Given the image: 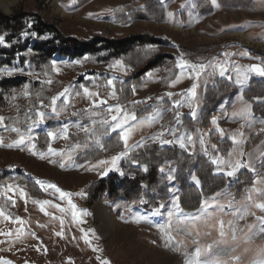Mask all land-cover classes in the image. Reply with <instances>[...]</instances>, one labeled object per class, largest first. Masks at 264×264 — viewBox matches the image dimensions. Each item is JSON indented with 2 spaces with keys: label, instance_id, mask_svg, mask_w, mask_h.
<instances>
[{
  "label": "rangeland",
  "instance_id": "obj_1",
  "mask_svg": "<svg viewBox=\"0 0 264 264\" xmlns=\"http://www.w3.org/2000/svg\"><path fill=\"white\" fill-rule=\"evenodd\" d=\"M150 3L161 4L165 10V17L162 20L127 22L124 18L127 14H122L130 13L136 8L143 9ZM230 3L223 4L221 0H216L215 5L212 0H54V3H49L47 0H18L10 13L0 9V14L6 16H11L17 11L36 14L44 22L56 26L64 35L81 41H89L102 34L122 38L140 33L160 39L163 45L154 48L155 55L152 59L169 56L173 57V60H163L160 67L149 72L143 82L134 86L133 99L127 104L120 105L136 115L138 110L148 107L152 110L159 105L164 110L163 119L151 126L143 125L135 128L128 142L129 148L132 149L130 153L142 147L132 148L133 145L144 146L151 143L161 145L159 140L151 139L161 131L165 133L161 139L168 140H174L182 134H191L195 146H190L187 152L195 157L203 156L212 163L215 157L228 159V153L235 149L232 159L240 158L244 162H250L255 169L250 171L242 168L235 176L229 177L226 175L229 169L223 166L218 168L212 163L215 166V173L228 177L231 182L235 181L243 171L251 173L253 184L239 200L234 199L228 190L218 192L222 195L217 197V200L225 205V211L221 213L210 208L208 211L213 212L214 215L206 224L198 222L195 227L178 225L176 216L172 217L170 232L176 242L182 243L183 252L189 253V256H185L181 251H175V244L166 246V236L159 228V225L168 223V212L174 211L177 197L179 202L180 191L175 185H172L169 200L157 206H152L153 202L148 198L135 201H126L121 198L111 200L106 195L99 197L93 205L89 204L87 197L91 186L110 174L121 175V164L129 155L119 160L116 168H112L111 164L93 167L100 160L110 161L114 155L97 157L101 153V148L94 143L87 149L73 151L77 143L83 145L88 141V134L76 125L90 124L88 111L92 110L100 112V116L92 119L110 120L111 115L115 113L109 114L105 109L119 102L118 99L110 98L112 89L107 87V80L114 79L117 92V84L121 81H129L137 73L123 63V68H117L112 67L116 62L98 64L90 58L81 60L56 58L53 62L55 79L41 73L26 75L33 81L49 86L53 97L63 92L65 88L70 89L73 95L61 97L57 102L58 108L64 107L63 101L68 99L69 105L66 111L58 119H45L43 123L34 125L31 133L33 139L26 141V144L20 147L8 148L7 145L13 144L19 137L7 125L0 127V137L3 138L4 143V146H0V177H4V180L0 181V208L11 218L5 220L0 217V232L12 233L11 237L0 235V240L5 241L0 243V261H10L11 264H101L102 260H108L110 264H186V260L191 258L196 247L202 249L201 260L214 258L218 252H222L220 259L223 264H236L233 257L237 256L240 257L239 264H253L254 260L259 258L264 251V233L252 235L249 240L251 233L248 226H253L252 232H256L260 222L253 215L237 221L230 212L244 207L248 203L245 197L249 194L255 202H264V194L258 196L251 191L255 187L264 193V182L255 184L256 180L264 181V120L256 117L252 112L253 102H264V76L249 72L248 78L241 84H237L234 70L235 65H239L242 69L254 64L264 66V2L262 0H243V2L230 0ZM168 13L173 15L169 17ZM182 53L186 60L193 63L207 64L210 60L217 63L226 61L228 71L224 77H220L218 72L213 74L212 70L208 69L199 80L190 79L187 74L180 76V69L175 65ZM224 53L233 55L226 57ZM125 68L130 69L126 74ZM12 70L0 69V80L20 73L13 71L12 75H8V71ZM188 71L185 69V73ZM178 76L180 81L175 84V87H170ZM229 76L232 79H228ZM48 79L52 80L50 85L45 82ZM218 80L228 81L235 87L236 92L215 110L211 121L215 118L217 125H213L210 121V126L203 128L200 123L204 111L205 92L207 87L213 86ZM194 83L197 85L196 96L191 103L196 116L192 117V109L187 106V92ZM82 86L90 91L98 92L100 98L106 99L108 103L100 106L99 109H92L91 101L83 95ZM247 91L251 92L250 96H247L249 93ZM75 92H80L81 95L75 96ZM169 92L173 93L171 98L167 96ZM118 94L119 92L117 97ZM241 95L245 104L250 105L251 108L252 115L248 121L239 116H233V113L239 112L245 106L239 100ZM149 97L151 99H148ZM161 97H163L162 100ZM134 101L141 103L134 104ZM177 101L180 102L178 109L174 108ZM44 111L46 115H52L50 105ZM176 111L181 114L179 123L175 119ZM4 115L6 111H0V117L4 118ZM147 115L149 113L137 118L142 119ZM51 122L60 124V129L56 133H60L63 127L68 126L69 139L64 140L59 136L55 139L49 138L47 150L42 151L37 148L35 140L40 132L46 131V125ZM135 124V121H129V125ZM249 124H251L250 127ZM96 128L103 133L104 127L97 124ZM217 128L223 131V137ZM169 129L177 130L175 137L171 135ZM202 133L205 140L204 146L199 143ZM239 133H243V136ZM113 134L119 135V130L108 136H102V142ZM233 135L242 141L240 146L233 145L231 140ZM92 139L94 140L95 137ZM31 144H35L34 151L38 155H32L29 152ZM173 145L179 147L178 144L162 146ZM49 147L63 155L49 154ZM204 147L207 148V155ZM240 151L244 153L243 157H238L237 154ZM88 152L94 153V156L91 153L93 157L90 158L87 155ZM40 153H43L46 159H40ZM69 153H71V159H68ZM50 160L55 163H50ZM62 162L65 163L64 168L60 167ZM165 169L167 173L171 171L174 175L170 167ZM105 170H108V174L101 175L100 173ZM15 176L22 180L28 179L42 196L40 198L30 196L24 185L14 179ZM37 181H42L43 184ZM191 183L197 184L193 178ZM48 184H55L62 191L70 193L77 211L87 212L89 215H81L78 221L73 220L67 199L61 200L58 193L45 187ZM8 185L19 186L27 194L26 198L21 197L19 191L15 194L13 192L4 194L3 189ZM33 194L38 195L34 191ZM44 200L50 202V205L45 206V210L49 213L47 216L40 212L38 204L33 203V201ZM229 201H232L231 209L227 206ZM102 203L110 208L114 223L106 215L99 217L95 207ZM51 204H59L65 211L62 213L51 207ZM161 205H163L162 208ZM146 206L148 209L144 210ZM158 208L160 214L151 216V213ZM250 211L255 212L256 216H264V213L258 209L252 208ZM183 213L190 212L183 211ZM139 215L149 216L152 223L135 222L134 218ZM17 218L24 223L22 225L15 223ZM61 219L64 221L63 227L60 224ZM220 220L224 221V237L219 234ZM229 221L234 222L235 239L232 238ZM101 223L109 231L107 237L102 234L99 227ZM21 228L23 234L17 237L16 233ZM61 231L63 236H57L56 233ZM32 233H35V237ZM86 238L91 241L90 244L85 242ZM9 240L13 243H9ZM194 240L198 243H194ZM208 245H212L211 250L204 251Z\"/></svg>",
  "mask_w": 264,
  "mask_h": 264
},
{
  "label": "trees",
  "instance_id": "obj_2",
  "mask_svg": "<svg viewBox=\"0 0 264 264\" xmlns=\"http://www.w3.org/2000/svg\"><path fill=\"white\" fill-rule=\"evenodd\" d=\"M221 1L223 4L230 3V0ZM236 1L243 2V0ZM122 14H127L124 16L127 22L148 19L159 21L165 17V10L159 3H150L143 9L136 8L130 13ZM32 32H35L37 36L33 37ZM24 33L28 35L25 36ZM0 34L5 35L8 44V46H0V69L23 70L17 75L0 80V111H6L4 124L7 127H18L21 131H25L32 124L37 110H47L53 98V92L49 86L33 81L26 74L47 73L55 79L53 62L56 58L66 60L90 58L98 64L121 61L135 70L137 74L129 81L117 84L118 102L122 105L133 99L134 86L143 82L149 72L160 67L163 60H173V57L169 56L152 59L155 55L154 48L163 43L160 39L148 34H133L122 38L102 34L89 41H81L64 35L56 26L44 22L38 15L24 11H17L11 16L0 14ZM40 37H47V39ZM25 85L28 86L27 96L24 95ZM235 92V87L226 80H218L213 86L207 87L200 123L203 128L210 126L215 110ZM250 95L251 92L247 94V96ZM38 96L43 100V108H40ZM252 104L253 114L264 120V102ZM150 111L149 107L138 110L137 117H143ZM170 122L168 119V123ZM46 128V131L40 132L35 140L37 148L42 151H46L49 145L47 132L58 131L60 124L51 122L46 125ZM102 144L101 153L97 157L115 155L124 150L118 134H113ZM92 152L87 153L90 158L94 156ZM143 165L147 166V172L143 171ZM160 167H170L174 170L173 182L167 179L166 169L164 173L159 171ZM121 171L122 176L110 174L91 186L87 197L89 204L93 205L99 197L106 195L111 200L121 198L126 201H135L148 198L153 202L152 206H157L169 200L172 185H175L180 191V208L185 212L194 213L203 201L218 192L228 190L234 199L239 200L253 184L252 175L249 172H241L235 181L231 182L228 177L217 175L215 166L207 158L195 157L175 145L162 146L159 143L144 145L132 151L122 162ZM193 177L199 181V184L191 183ZM14 179L24 185L33 198L42 196L28 179L22 180L18 176ZM2 180L4 177H0V181ZM32 190L38 195H34ZM143 209L147 210L148 206Z\"/></svg>",
  "mask_w": 264,
  "mask_h": 264
},
{
  "label": "snow or ice",
  "instance_id": "obj_3",
  "mask_svg": "<svg viewBox=\"0 0 264 264\" xmlns=\"http://www.w3.org/2000/svg\"><path fill=\"white\" fill-rule=\"evenodd\" d=\"M262 2H264V0H262ZM212 3L215 5L216 4V0H212ZM218 6V5H217ZM183 7V6H182ZM169 17H171L173 14L172 13H168ZM29 27H31V24H29ZM25 36L28 35V33H24ZM31 35L33 37H36L37 34L35 32H32ZM42 39H47V37H40ZM0 46H8L6 39H5V35L4 34H0ZM224 55L227 57L229 55H233V54H229V53H224ZM79 63V62H77ZM176 68L180 69V76H183L185 74L188 75V77L190 79H194V80H199V78L201 77L202 74H204L206 72V70L211 69L212 73L215 74L216 72H218L220 77H224L226 75V72L228 71V67H227V62H214L213 60H210L207 64L200 62V63H193L190 62L188 60H186L184 58L183 53L181 54L180 58L177 60L176 62ZM112 67H117V68H123V64L121 61H116L115 65H113ZM53 68H55V64H53ZM185 69L189 70L187 73H185ZM130 69L125 68V74L127 73V71H129ZM234 70L236 73V83L237 84H241L243 82V80H246L248 78V73L252 72V73H256L259 76H264V66H250L246 69H242L239 65H235L234 66ZM13 71H23L22 69H14L12 71H8V75H12ZM33 73H29V75H32ZM45 75H47V73H45ZM180 76H178L176 78V81L173 82L170 87H175V84L178 83L180 81ZM228 79H232V77H228ZM47 84H51L52 80L48 79L47 81H45ZM121 83H123V81H121ZM107 87L111 88L112 91L110 92L109 96L111 99H118L117 97V92L115 90V83H114V79H108L107 80ZM196 87L197 85L194 83L191 87V89L188 90L187 92V96H188V103L187 106L192 109L191 110V116L195 117L196 116V111L195 109L192 107V103L191 101L195 98L196 96ZM27 88L28 86L25 85V93L24 95L27 96L28 92H27ZM83 88V95L85 97H87L90 101H91V107L92 109H99L100 106L105 105L108 103V101L106 99L100 98V94L98 92L95 91H90L87 87L82 86ZM133 94H135V87L133 88ZM73 95L70 92V89L65 88L63 90V92L59 93L57 96L51 98L50 101V108H51V113L52 115L48 116L46 115L45 111L42 110H37L35 112V119H32V124L28 126V128L25 131H21L20 128L18 127H12L11 131L15 132L17 134V136L19 137L18 140H16L13 144H8L7 147L8 148H13V147H20L22 145L26 144V141H31L33 139L31 133H32V128L34 125L39 124V123H43L45 119H51V118H59L60 115L66 111L67 106L69 105V101L68 99H65L63 101L64 107H57V102L61 99V97H65V96H71ZM75 96H80L81 93L80 92H75L74 93ZM173 95V93L169 92L167 93V96L169 98H171V96ZM38 100H40V108L44 107L43 104V100H41L39 98V96L37 97ZM148 99H151V97H149ZM161 100L163 99V97L160 98ZM239 100L242 104H244L245 106L242 107L240 109L239 112L237 113H233V116H239L241 119H244L246 121L251 119V108L250 105L245 104V102L243 101V96L241 95L239 97ZM134 104H139L141 103L140 101H134ZM180 107V102L177 101L174 104V108L178 109ZM105 111H107L109 114L115 113L111 115V119H92L93 117H98L100 116V112L99 111H88V117L90 120V124L88 125H83V124H77L76 127L80 128L84 133L88 134V141H86L83 145L77 143L74 146L73 151L81 149V148H89L92 146V144L94 143L96 146L99 147H103L102 144V140L101 137L102 136H108L111 133H115L119 130V140L123 142V146H124V150L121 151L120 153H118L117 155L112 156L111 160H100L98 162L97 165H93V167H98L100 165H107V164H111L112 168H116L117 166V162L119 160H121L122 158L126 157L129 155L130 151L132 149L129 148V138L130 135L132 134V132L135 130L136 127H140L143 125H148L151 126L152 124H155L157 122H159L160 120L163 119V115H164V110L161 109V107L159 105H157L156 107H154L149 115H147L146 117L142 118V119H138L137 115L134 112L128 111L126 110L123 106H121L119 103H117L116 105H110L108 106ZM73 115H76V113H73ZM180 112L176 111L175 112V119L177 121V123L180 122ZM31 118V117H29ZM129 121H135L136 124L135 125H129ZM211 123L213 125H217V120L214 118ZM99 124L102 127H104V131L103 133H100L99 130L96 128V125ZM4 118L0 117V127H4ZM251 126V124H249V127ZM172 136H176V129H169L168 130ZM217 131L220 132L221 137L224 136V133L221 129L217 128ZM165 135V133L163 131H161L158 135L153 136L151 139L153 140H159L161 145L164 144H178L179 147L181 149H184L185 151H187L189 149V147H194V141H193V137L191 134H182L181 136L177 137L174 140H168V139H161V137H163ZM240 136H243V133H239ZM47 136L50 139H55L57 136H59L60 138L64 139V140H68L69 139V127L65 126L63 127L62 131L60 133H56L53 131H48L47 132ZM95 137V139L93 140L92 138ZM232 143L233 145L236 146H240L242 144V141L237 139L236 135H233L231 137ZM199 143L201 144V146L205 145V140H204V134L202 133L199 137ZM0 146H4L3 143V138L0 137ZM137 146H143L141 145H133L132 148H135ZM35 144H31V146L29 147V152L32 153V155H38L37 152L34 151L35 149ZM215 146L213 145V148ZM204 151L205 154L207 155V148L204 147ZM234 151H231L228 153V159H222L220 157H215L212 159V163L216 164L218 166V168L220 166H223L226 169H229L226 171V175L229 177H233L236 175L237 171L242 169V168H247L250 171H255L254 167L251 165L250 162H244L242 161V159L237 158L235 160L232 159V156L234 154ZM48 153L56 156V155H63V153H58L55 150H53L51 147L48 148ZM238 157H243L244 153L242 151H240L238 154ZM39 158L40 159H46L45 155L43 153L39 154ZM71 153H69L68 155V159H71ZM50 163H55V161H49ZM134 163L136 161H133ZM60 167L64 168L65 167V163H60ZM81 167H84L83 165H81ZM143 171L147 172L148 168L146 165L142 166ZM159 171L161 173H164L165 168L164 167H160ZM174 171V170H172ZM101 175H107L108 174V170L103 171L102 173H100ZM121 175H123V172H121ZM173 175L172 172L170 171L167 174V179L169 181H171L173 179ZM193 180L199 184V181L196 180L195 177H193ZM264 181L261 180H256L255 184H260ZM37 183L43 184L42 181H37ZM45 187L53 189L56 193L59 194V198L61 200L67 199L68 205L71 208V214H72V218L73 220H79L81 215H89V213L87 212H83V213H79L77 211L76 205L74 203H72L71 200V194L65 191H62L57 185L55 184H48ZM16 191H19V195L21 197H25L26 198V193L19 188V186H13V185H8L6 188L3 189L4 194H7L8 192H13V194H15ZM252 192H255L259 195L264 194L261 193L259 189L253 187V189L251 190ZM221 193H217L214 197H212L209 200H205L201 203L200 208L195 212V213H183L182 209H180L179 207V202H178V197L175 200V204H174V211H169L168 212V223L166 225H159L160 231L162 233H164V235L166 236V246L168 245H173L175 244L174 250L175 251H181L183 252V245L181 242H176L174 240V237L172 236L170 229L172 228V217L175 215L176 216V223L178 225H191L193 227H195V225L198 222H203V223H208L209 219L213 217L214 213L213 212H209L208 210L210 208H214L216 211L223 213L225 211V205L223 203H220L217 200V197L221 196ZM9 199H11V197H9ZM246 201L248 202L244 207L239 208V209H235L232 210L230 212V215H232L233 217L236 218V220H243L245 219L247 216L249 215H253L256 217V220L260 222V226L258 228V230L256 232H252V227L251 225L248 226L249 232L251 233V235H249L248 239L251 240L252 235H259L261 233H264V216H256L255 212L250 211L252 208L258 209L260 212L264 213V202H255L253 200V197L251 194L247 195L245 197ZM14 203V202H13ZM34 204H38L39 205V210L40 212H42L44 215H49V213L45 210V206L46 205H50V202L48 200H44V201H33ZM228 208L231 209L232 207V201H229L228 203ZM51 207L56 208L58 211L60 212H64L65 209L60 207L59 204H51ZM161 208L163 207V205L160 206ZM160 214V210L159 208L156 209L155 211H153L151 213V216H158ZM0 217H3L5 220H9L11 219L9 216L5 215V211L0 208ZM53 219H56V217H53ZM135 222L140 223V222H148V223H152V220L149 216H144V215H139L136 216L135 218ZM15 223L22 225L24 223L23 220L17 218L15 221ZM229 226L231 228V231L233 233V239L236 238L235 233H236V228L234 226V222L233 221H229ZM60 224L63 227L64 221L61 219L60 220ZM41 227H43V225H41ZM178 231L180 229H177ZM83 231V230H82ZM23 234V229H19L18 232L16 233L17 237L21 236ZM94 234V233H93ZM189 235H191V233H188ZM219 234L221 237L225 236V231H224V221L220 220L219 221ZM0 235H4V236H8L11 237L12 233L8 232V233H2L0 232ZM57 236H63V231L61 232H57L56 233ZM32 236L35 237V233H32ZM85 237H87V233H85ZM9 243H13V241L9 240ZM86 243H91L90 240H88L87 238L85 239ZM194 243H198V241H193ZM0 243H5V241L0 240ZM212 248V245H208L204 251H210ZM46 251V250H45ZM93 251H98V249H93ZM183 254L185 256H189V253L187 252H183ZM201 255H202V249L200 247H196L194 254L191 255V258L186 260V264H223V261L220 259V256L222 255V252H218L214 258H208V259H204L201 260ZM99 259V257H97ZM233 260L236 261V264H239L240 262V257H233ZM0 264H11L10 261H0ZM101 264H110V261L108 260H102ZM253 264H264V251H262V253L260 254L259 258H257L256 260H254Z\"/></svg>",
  "mask_w": 264,
  "mask_h": 264
},
{
  "label": "bare ground",
  "instance_id": "obj_4",
  "mask_svg": "<svg viewBox=\"0 0 264 264\" xmlns=\"http://www.w3.org/2000/svg\"><path fill=\"white\" fill-rule=\"evenodd\" d=\"M49 3H54V0H47ZM18 0H0V9L6 13H10L12 9L17 5ZM95 210L99 214V217L102 218L104 215L108 217L110 221L114 223L113 216L111 214L110 208L106 204H100L95 207ZM100 229L102 231V234L107 237L109 234V231L107 227L104 224H100Z\"/></svg>",
  "mask_w": 264,
  "mask_h": 264
},
{
  "label": "water",
  "instance_id": "obj_5",
  "mask_svg": "<svg viewBox=\"0 0 264 264\" xmlns=\"http://www.w3.org/2000/svg\"><path fill=\"white\" fill-rule=\"evenodd\" d=\"M254 65H256V66H261V65H258V64H254ZM253 66V65H252ZM255 75H257L256 73H254ZM257 76H259V75H257Z\"/></svg>",
  "mask_w": 264,
  "mask_h": 264
}]
</instances>
